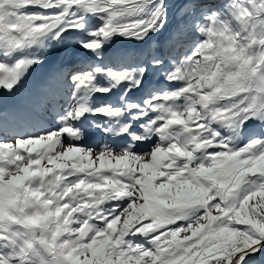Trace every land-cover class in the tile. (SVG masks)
<instances>
[{"label": "snow or ice", "instance_id": "6c2138e0", "mask_svg": "<svg viewBox=\"0 0 264 264\" xmlns=\"http://www.w3.org/2000/svg\"><path fill=\"white\" fill-rule=\"evenodd\" d=\"M0 89V264H264V0H0Z\"/></svg>", "mask_w": 264, "mask_h": 264}, {"label": "rangeland", "instance_id": "374dc122", "mask_svg": "<svg viewBox=\"0 0 264 264\" xmlns=\"http://www.w3.org/2000/svg\"><path fill=\"white\" fill-rule=\"evenodd\" d=\"M77 38L76 34H73L72 36H70L71 40H75ZM162 37H152V40H150L148 43L144 44V45H137L135 43H129V42H122V41H117L116 44L113 46V48H123V49H128L130 51H142V50H147V48L149 47V44L152 43V41H159L161 40ZM107 52H111L112 49H107ZM92 60V57H90L87 53H84L80 56H78L76 58V61H74L75 63H77V66H85L88 62H90ZM45 71V69L43 68H35L32 72V75L29 77V81L28 84L29 86L36 81L41 74ZM3 89H0V103H4V96H3ZM120 95V92L118 90L113 91L110 95H102V94H96V101H104V102H118V97ZM143 96V92L142 91H138V92H134L132 94V98L133 99H137ZM23 97L18 95L16 97H7V104L9 106H12L14 104L20 103L22 102ZM52 123V121H51ZM50 123V124H51ZM90 128V127H89ZM89 128H84V130H88Z\"/></svg>", "mask_w": 264, "mask_h": 264}, {"label": "bare ground", "instance_id": "6f19581e", "mask_svg": "<svg viewBox=\"0 0 264 264\" xmlns=\"http://www.w3.org/2000/svg\"><path fill=\"white\" fill-rule=\"evenodd\" d=\"M52 121V123H51ZM51 123V124H50ZM49 126H58L54 120H50ZM90 127V128H89ZM92 125L88 126V123L86 120L83 123V128H89L88 130H85V139L84 143L87 145H90L94 142H98L103 139V134L99 132V130L94 129Z\"/></svg>", "mask_w": 264, "mask_h": 264}]
</instances>
